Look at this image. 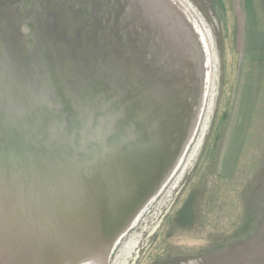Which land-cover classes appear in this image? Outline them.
<instances>
[{
    "label": "rangeland",
    "instance_id": "obj_1",
    "mask_svg": "<svg viewBox=\"0 0 264 264\" xmlns=\"http://www.w3.org/2000/svg\"><path fill=\"white\" fill-rule=\"evenodd\" d=\"M120 3L0 0L4 159H24L34 151L42 155L54 144L51 133L62 139L55 149L70 156L101 159L117 148L139 156L166 110L149 103L151 70L165 62L187 81L189 111L174 163L104 253V263L103 252L90 259L79 244L66 240V226L57 219L49 229L63 235V244L47 263L82 258L78 264H264V0ZM107 10L113 17L104 19ZM119 14L121 22L130 21L125 40L110 30ZM37 66L44 69L41 75ZM115 77L125 80L120 86L129 92L110 94L121 88L108 82ZM31 89L34 98L27 94ZM50 101L60 110L49 107ZM82 104L84 115L78 114ZM23 107L28 111L20 112ZM173 112L166 111L171 116L164 132L172 131ZM91 114L97 117L84 129L82 122ZM65 119L71 121L69 138L58 133ZM6 207L4 214L12 217V203ZM16 234L23 235L22 226ZM42 236L39 232L36 240L43 246ZM6 240L0 230V264H12L9 250L16 254L15 241L9 246Z\"/></svg>",
    "mask_w": 264,
    "mask_h": 264
},
{
    "label": "water",
    "instance_id": "obj_2",
    "mask_svg": "<svg viewBox=\"0 0 264 264\" xmlns=\"http://www.w3.org/2000/svg\"><path fill=\"white\" fill-rule=\"evenodd\" d=\"M116 2L119 4L121 0ZM122 7L120 3L119 9L122 10ZM103 17L104 19L112 18L113 14L107 10L104 11ZM129 24V19L121 22L119 14L117 22L110 30L114 29L125 40L124 34L130 30ZM21 37L18 33L17 39L20 40ZM58 37L56 39L66 40L65 37ZM128 38L130 37L126 39ZM13 51H11L10 60L13 59ZM38 53L40 54L39 50ZM161 55L162 52H159V56ZM169 66L170 64L161 62L151 70L154 76L149 81L151 84L148 90L152 95L149 103L153 109L166 110L165 113L158 115L152 128L155 133L141 149L139 156L124 155L119 148L113 152L114 155L102 156L101 159H89L84 156L85 154L78 153L70 156L55 149L57 142L62 139L58 134L51 135L52 133L50 136L53 137L54 144L51 142L49 144L52 145L47 144L49 150H43L42 155L37 154L39 151H34L24 159H4L0 154V230L5 233L7 245L10 246V243L15 241L16 254L11 250L8 251V258L12 264H33L34 261L45 264L49 254L51 256L57 254V250L62 248L61 239L64 237L61 234L52 233L49 229V225L56 219L63 221L66 226V240L69 239L71 244H79L77 248L84 250L85 255L90 259H96L97 254L103 252L100 263H104V253L109 254L127 226L158 191L161 180L174 163L180 141H182L184 134L182 125L186 120L184 116L186 111H189L185 100L188 88L183 85L187 81L186 78H181L179 71L178 74L173 73ZM37 68L41 75L44 69L40 66ZM114 79V82H108L119 86L127 84L125 80H117V77ZM127 81L133 83L132 79ZM115 90L122 95L129 92L128 88L121 87L112 90L110 94ZM129 90L132 91L133 88L130 86ZM27 94L34 98L32 89ZM77 96L76 93L72 95L73 98ZM142 96L144 99L145 94ZM85 100L88 101L89 98ZM110 103L111 100L108 104ZM47 105L58 111L61 108L60 104L52 101ZM83 106L82 104L80 109L78 108V114L84 115L86 112ZM172 110L174 111L172 115L175 116V127L173 126L170 132L169 130L164 132V121L171 116V113L166 111ZM22 111H28V108L23 107L20 112ZM91 115L87 122L83 120L84 129L86 126L90 127L94 123L93 118L97 117L96 114ZM2 123H7V120L2 118ZM70 125L71 121L65 119L59 124L58 133L63 135L64 132V137L69 138L66 132ZM8 202L12 203V217H6L4 214ZM17 226H22L23 235L16 234ZM32 229L35 230L32 231ZM39 232L43 235L39 238L44 240L43 246L39 244L38 239L36 240ZM81 259H75L72 264H78Z\"/></svg>",
    "mask_w": 264,
    "mask_h": 264
}]
</instances>
